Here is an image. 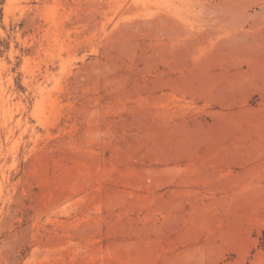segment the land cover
Masks as SVG:
<instances>
[{"label": "rangeland", "instance_id": "rangeland-1", "mask_svg": "<svg viewBox=\"0 0 264 264\" xmlns=\"http://www.w3.org/2000/svg\"><path fill=\"white\" fill-rule=\"evenodd\" d=\"M0 264H264V0H0Z\"/></svg>", "mask_w": 264, "mask_h": 264}]
</instances>
